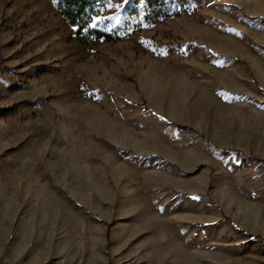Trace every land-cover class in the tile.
Returning <instances> with one entry per match:
<instances>
[{
    "label": "rangeland",
    "instance_id": "obj_1",
    "mask_svg": "<svg viewBox=\"0 0 264 264\" xmlns=\"http://www.w3.org/2000/svg\"><path fill=\"white\" fill-rule=\"evenodd\" d=\"M0 0V264H264V0Z\"/></svg>",
    "mask_w": 264,
    "mask_h": 264
},
{
    "label": "trees",
    "instance_id": "obj_2",
    "mask_svg": "<svg viewBox=\"0 0 264 264\" xmlns=\"http://www.w3.org/2000/svg\"><path fill=\"white\" fill-rule=\"evenodd\" d=\"M107 0H56L58 12L75 27L77 40L86 45L114 41L120 37L116 29L110 31L93 24ZM134 12L143 14L148 22H155L181 13L175 0H128Z\"/></svg>",
    "mask_w": 264,
    "mask_h": 264
}]
</instances>
